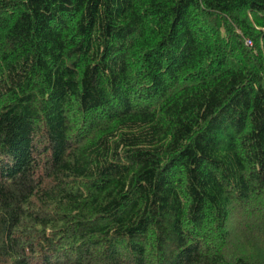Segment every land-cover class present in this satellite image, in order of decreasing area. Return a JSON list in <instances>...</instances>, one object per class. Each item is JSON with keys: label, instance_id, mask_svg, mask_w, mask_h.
Returning <instances> with one entry per match:
<instances>
[{"label": "trees", "instance_id": "trees-1", "mask_svg": "<svg viewBox=\"0 0 264 264\" xmlns=\"http://www.w3.org/2000/svg\"><path fill=\"white\" fill-rule=\"evenodd\" d=\"M0 264H264V0H0Z\"/></svg>", "mask_w": 264, "mask_h": 264}, {"label": "rangeland", "instance_id": "rangeland-1", "mask_svg": "<svg viewBox=\"0 0 264 264\" xmlns=\"http://www.w3.org/2000/svg\"><path fill=\"white\" fill-rule=\"evenodd\" d=\"M249 45H251V43L249 42Z\"/></svg>", "mask_w": 264, "mask_h": 264}]
</instances>
